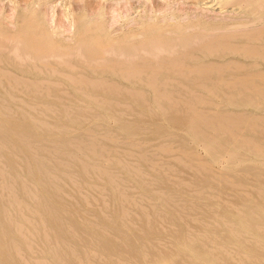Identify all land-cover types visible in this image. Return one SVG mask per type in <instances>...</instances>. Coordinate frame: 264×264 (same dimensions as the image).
I'll return each mask as SVG.
<instances>
[{
    "label": "bare ground",
    "instance_id": "obj_1",
    "mask_svg": "<svg viewBox=\"0 0 264 264\" xmlns=\"http://www.w3.org/2000/svg\"><path fill=\"white\" fill-rule=\"evenodd\" d=\"M102 1L73 46L43 3L0 24V264H264V0H202L259 25L204 43Z\"/></svg>",
    "mask_w": 264,
    "mask_h": 264
},
{
    "label": "rangeland",
    "instance_id": "obj_2",
    "mask_svg": "<svg viewBox=\"0 0 264 264\" xmlns=\"http://www.w3.org/2000/svg\"><path fill=\"white\" fill-rule=\"evenodd\" d=\"M34 1H35V3H34ZM47 0H0V24L2 25H0L1 27H2V32H5L6 31V33H8V32H10V31H13L12 29H14L15 31H16V23H19V21H20V19H21V17H23V16H27L28 15V11H30L32 8L30 7L32 4V6H34V7H36L38 4H41V3H43L42 5V7H43V9L45 8L47 11H45L46 13L48 12L49 14H47V16H48V18H50V19H52V20H54V22H49V29L46 27L45 29L47 30V33L49 32V36L51 37V39L52 40H54V41H57V42H59L60 41V39H61V41L62 42H59V43H63V44H65L66 43V45L68 44V45H70V46H73L74 45V31H75V29H76V25H77V22H78V20L77 19H80V17H87L88 18V15H90V17H92V16H94L95 17V13L97 12V9H98V7H100V5H102V0H86V2H88V3H86L85 2V0H83L84 1V3L82 2V0H48L47 2H46ZM236 1H237V3H236ZM233 4H236V5H240V0H236ZM242 1V0H241ZM82 2V3H81ZM114 2H118V4H117V7H116V5L114 4ZM153 2V3H152ZM150 1V2H148V4L145 2L144 3V0H118V1H116V0H114L113 2H109V3H107V5L105 6V17H106V27H107V29H108V31H110L109 33H110V35L111 36H113V37H116V36H121L122 34H124V33H126V32H128V31H131V32H136L137 30H138V28H139V26H140V23L142 22V21H148V19H149V21L148 22H161L162 21V19L164 18V16L165 17H167V19H165L164 18V20L162 21V23H158V24H161L160 26H162L163 28H165V29H172L173 27L175 28V27H178V26H183V29L184 28H186L187 27V29L186 30H184L185 31V33L187 32V33H189V35H187V37H190L191 35L190 34H192V36L197 40V39H199L200 38V41H202L203 43H204V41H203V39H204V37H205V39H206V35H209V33H212L213 34V31L215 32L216 30V32L214 33V35H218V34H216V33H218L219 31V29L221 30V27L223 26V23H224V25H226V26H224L223 28H222V30H224L225 28H227V30L228 29H230L231 30V28H232V26H231V28H228V27H230V26H228L229 24L230 25H233V26H235V24H237L236 22L238 21V19H239V21H240V19H241V21H243V23H245V26L247 25V22H244V20H246V21H248V23H249V26L251 27L252 26V24H253V28H257L259 25H257L255 22L253 23V22H249V18L248 19H244V18H246L245 16H244V13H231L230 11H227V13L225 12V13H223V12H221V10L222 9H220L219 10V8H218V10H217V8H215V7H204L203 6V4L202 3H200V2H202V0H153V1ZM240 2V3H239ZM37 3V4H36ZM87 4V5H91L90 7H88L86 4V7H88L90 10H91V8H93V12L92 11H90L88 8V14H87V12H85V14L87 15H84V16H82L81 15V12L80 11H77L76 9V5H78V4ZM144 3V4H143ZM239 3V4H238ZM16 4V5H15ZM174 4V5H173ZM202 4V5H201ZM15 5V6H14ZM113 5H114V7H113ZM111 6L113 7V9L115 8H117L118 10L120 9L121 11H117V9L115 10V11H111ZM121 6V8H119ZM167 6V7H166ZM174 6V7H173ZM27 7V8H26ZM34 7H33V9L31 10V11H33L34 10ZM48 7V8H47ZM18 8L20 9V10H18ZM31 8V9H30ZM50 8L51 9H53V14L50 12ZM165 8H167V9H165ZM23 9H26V10H24L23 11ZM147 9V10H146ZM153 9L155 10H157L158 9V11H154V14H153ZM49 10V11H48ZM94 10L96 11V12H94ZM161 10V11H160ZM217 10V11H216ZM23 11V12H22ZM146 11H149L148 12V15H150V17L148 18V16H147V13H146ZM219 11V12H218ZM159 12V13H158ZM163 12V13H162ZM229 12V13H228ZM152 13V14H151ZM158 13V14H157ZM168 13V14H167ZM50 14H52L51 16H50ZM94 14V15H93ZM145 14H146V16H145ZM164 14V15H163ZM168 16H167V15ZM169 14H171V15H169ZM228 14V15H227ZM237 14H239V16H236ZM80 15V16H79ZM157 15H159V18L160 19H158L157 17ZM162 15H163V18L161 19V17H162ZM242 15L244 16V18H242ZM46 16V17H47ZM54 16V18H51V17H53ZM139 16H144V17H139ZM176 16H178L177 18H176ZM89 17V18H90ZM146 17V18H145ZM187 17H189V19L187 18ZM238 17V18H237ZM75 20H74V19ZM77 18V19H76ZM88 18V19H89ZM93 18V17H92ZM92 18H90L89 20H91L92 21ZM112 18H114V19H112ZM142 18V19H141ZM168 18L170 19V20H172V18L173 19H175V20H177V21H175V20H173L172 22L170 21H168ZM181 18V19H180ZM94 19V18H93ZM108 19V20H107ZM144 19V20H143ZM157 19L159 20V21H157ZM222 19V20H221ZM179 20H180V22H179ZM187 22H186V21ZM190 20V21H189ZM197 20V21H196ZM199 20H200V22H202V24L204 25V27H202L203 25H201L200 26V24L201 23H199V24H197L198 22H199ZM219 20H221V23L219 22ZM227 20V23H225V21ZM49 21V20H48ZM75 21V22H74ZM113 21V22H112ZM166 21H168L167 23H166ZM195 21H196V23H195ZM224 21V22H223ZM235 22V24L233 23V24H231V22ZM238 21V22H239ZM240 21V22H241ZM2 22V23H1ZM13 22V23H12ZM74 22V23H73ZM111 22V23H110ZM176 22V23H175ZM212 22H215L214 23V25L212 24ZM216 22H218V24H219V26H217L218 24L216 23ZM73 23V24H72ZM91 23V22H90ZM171 23V24H170ZM179 25H178V24ZM189 23H190V25H189ZM192 23L193 24H195L194 26L195 27H197L196 25H198L199 27H200V29L203 31V30H209V29H211L210 31H208L207 33H202V31L201 30H199L198 28L199 27H197V33H198V31H200L199 32V36H197L196 34V30H194V28H192V27H194L193 25H192ZM242 23V22H241ZM241 23H238V25H239V27L238 28H240V26L242 25ZM70 24H72V26H70ZM93 23H91V25H92ZM166 26H165V25ZM188 24V25H187ZM205 24H206V27H205ZM209 24H211L212 26H217L218 27V29H217V27H212L211 25H209ZM217 24V25H216ZM222 24V26H220ZM12 25H14L13 27H12ZM60 25H61V27L64 29V27L65 28H67L68 30H63L62 28H60ZM94 25V24H93ZM237 25V26H238ZM131 26H132V28H131ZM137 26H138V28H137ZM167 26H168V28H167ZM186 26V27H185ZM228 26V27H227ZM236 26V27H237ZM244 26V27H245ZM130 27V28H129ZM203 29H202V28ZM236 27H233L232 28V30H231V32H228V33H230V34H236L237 32H235V31H238V28L236 29ZM243 26H241V28H242ZM243 27V28H244ZM248 27V26H246L245 27V29H246V31L244 32L243 30H245V29H242V30H240L239 29V34H240V32L241 33H247L248 31H251V29L253 30V28L251 27ZM126 28H129V30L128 29H126ZM134 28V29H133ZM235 28V30H234V32H233V29ZM247 28H249V30L247 29ZM6 29V30H5ZM11 29V30H10ZM51 29H54L53 31H51ZM125 29V30H124ZM182 29V28H181ZM1 30V29H0ZM45 30V31H46ZM50 30V31H49ZM135 30V31H134ZM205 30V31H206ZM227 30H225L226 31V33H227ZM229 30V31H230ZM57 31V32H56ZM204 31V32H205ZM212 31V32H211ZM243 31V32H242ZM52 32H53V36L52 35H50V34H52ZM182 32V31H181ZM194 32H195V35H194ZM223 33H225L224 31H222ZM222 32H219V33H222ZM59 33V34H58ZM183 34H184V36H186V34L184 33V32H182ZM182 33H181V35H182ZM200 33H201V35L203 36V38H202V36H200ZM222 33V34H223ZM54 34H55V36H56V34L57 35H59V36H57V37H55L54 36ZM73 35V36H72ZM172 35V36H171ZM177 34H175L174 36H173V34H170V35H167V37H169V39H171V37H178V36H176ZM205 35V36H204ZM219 35H221V34H219ZM228 35V34H227ZM171 36V37H170ZM191 36V37H192ZM196 36L198 37V38H196ZM212 36V35H211ZM211 36H207V37H211ZM60 37V38H59ZM71 37V38H70ZM191 38V39H194V38ZM201 38H202V40H201ZM208 38V39H209ZM3 39V38H2ZM65 39V40H64ZM71 39H73V40H71ZM183 39V38H182ZM204 39V40H205ZM64 40V41H63ZM164 40V39H163ZM186 40H187V38H186ZM190 40V39H189ZM207 40V39H206ZM205 40V41H206ZM3 41L4 40H1L0 39V49H1V52L2 53H4L5 54V49H4V46H6L7 47V52L6 53H9L10 52V49H9V46H7V41L5 42L4 41V43H6V44H4L3 45ZM69 41H72V42H69ZM165 41V40H164ZM179 41L181 42V41H184V40H180L179 39ZM178 41V42H179ZM198 41V40H197ZM199 41V42H200ZM2 42V43H1ZM133 43V42H132ZM134 43H136V41H134ZM155 43H157V41L155 42ZM160 43V42H159ZM161 43H163V42H161ZM170 42H168V44H169ZM201 43V42H200ZM203 43H201V44H203ZM10 43H8V45H9ZM71 44H73V45H71ZM149 44V45H148ZM147 44V46H146V44H145V46L143 45V46H140V48H139V46H136V47H132L133 49H132V51L133 50H136V51H138V50H143L144 48H148L150 45H151V47H152V44L149 42ZM164 45H166L165 43H164ZM170 46L172 45H174V43L172 44V43H170L169 44ZM194 45H197L196 44V42H195V44ZM167 46V45H166ZM5 47V48H6ZM138 47V48H137ZM142 47H143V49H142ZM175 47H177V46H175ZM178 48V47H177ZM176 48V49H177ZM116 49V48H115ZM72 50V49H71ZM70 50V51H71ZM118 50V49H117ZM9 51V52H8ZM73 51V50H72ZM140 52V51H139ZM11 54V53H10ZM10 54H9V56H10ZM7 55V54H6ZM109 55V54H108ZM108 55L106 54V56L108 57ZM10 57H12V55L10 56ZM71 57V56H70ZM109 57H110V55H109ZM112 57V56H111ZM110 57V58H111ZM114 57V56H113ZM112 57V58H113ZM115 58V57H114ZM118 58V57H117ZM117 58H115V59H117ZM120 59V58H119ZM118 59V60H119ZM25 60V62H26V60L27 59H24ZM48 61L50 60V61H52L53 60V58L51 57V58H49V59H47ZM23 61V60H22ZM54 61V60H53ZM23 63V62H22ZM184 174H186V173H184ZM183 174V175H184Z\"/></svg>",
    "mask_w": 264,
    "mask_h": 264
}]
</instances>
